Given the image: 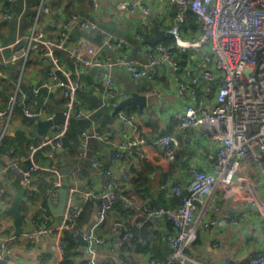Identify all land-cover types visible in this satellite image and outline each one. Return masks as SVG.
I'll list each match as a JSON object with an SVG mask.
<instances>
[{"label": "built area", "instance_id": "built-area-1", "mask_svg": "<svg viewBox=\"0 0 264 264\" xmlns=\"http://www.w3.org/2000/svg\"><path fill=\"white\" fill-rule=\"evenodd\" d=\"M159 1L165 12L172 7L176 9L175 22L165 29V34L171 40L151 44L142 33H135L139 41L136 50L142 57L129 56V42L107 32L102 34L99 42H75L70 33V24L50 14L45 0L38 2L34 22L25 35L24 43L17 45L15 42L0 41V51H9L7 56L0 58V79L9 63L18 65L21 76L32 53L49 59L55 66L47 70L45 78L38 85H33V96L29 97L17 82L8 95L6 106L0 109V115L7 119L16 104L22 105L26 117H52L49 103L45 99L40 101L36 95L40 87L47 90L58 88L63 97L61 113L65 120L51 126L49 138L41 139L38 144L29 143L31 153L49 145L46 155L52 159L53 151L62 146V137L67 130L66 119L89 116L90 111L84 108L76 95L77 90L87 86L83 79L87 71L91 70L96 84L102 86L101 104L112 111L118 107L129 95L119 89L115 81L113 69L118 67L124 68L135 79L147 81H153L162 67H169L171 80L182 102V106L171 113L177 129L180 133L194 129L191 139L194 147H205L201 142L203 138L215 145V150L209 155L212 159L209 167L192 169L186 194L178 179L160 183L165 196L175 194L180 197L175 207L152 205L147 195L137 199L131 185L122 184L112 167L101 166L98 152L91 148L90 142L93 139L108 141L115 130L119 136L114 158L135 155L143 160L146 156L145 146L155 143L163 157L172 161L179 145L178 134L169 131L155 137L143 135L138 132L139 115L125 108L113 112V125L108 132L95 130L92 125L82 128L78 134V153L87 158L92 167H98L101 176L99 187L86 185L83 189L71 188L78 192L81 202L88 199L97 202L94 221L90 229L83 232L88 254L86 264H106L94 259L97 244L105 241L104 236L96 233V229L112 210L119 195L135 225L140 226L143 222L139 215H143L144 219L169 221L172 224V230L166 234L170 247L167 258L160 260L151 257L150 264H202L189 256L186 250L195 241L200 228L205 229L209 238L215 239L218 235L215 220L207 215L220 209L221 205L225 207L224 217L232 223L244 218L246 205L258 208L264 215V201L258 196L250 177L257 172L264 177V0ZM93 5H97V0H93ZM120 7L129 12L136 9L141 12L139 23L142 30L148 31L154 25L149 19L151 11L146 3L122 0ZM187 9L193 12L199 26L197 36L192 38L182 36L180 31V23ZM42 11L48 13L49 23L56 34H48L38 28L37 18ZM3 16L8 19L10 13L3 11ZM70 18L85 31L92 33L98 29L96 22L77 13H72ZM156 20L158 23L162 21L160 18ZM58 50L67 54L74 67H62ZM154 94H158V91ZM9 163L15 167L13 161L9 160ZM36 168V163L32 161L27 167H18L26 187L30 188ZM49 169L55 170L54 162H51ZM59 176L54 178V186L60 185ZM213 197H217V202H211ZM81 202L67 205L63 219L57 226L49 225L48 216H44L30 236L50 234L58 251L63 253L65 243L62 233L70 229L79 232L74 225L82 212ZM128 236V231L117 236L118 249L123 250ZM212 245L217 247L218 242L214 240ZM225 264H264V255L261 251H255L242 259H226Z\"/></svg>", "mask_w": 264, "mask_h": 264}, {"label": "crops", "instance_id": "crops-1", "mask_svg": "<svg viewBox=\"0 0 264 264\" xmlns=\"http://www.w3.org/2000/svg\"><path fill=\"white\" fill-rule=\"evenodd\" d=\"M121 1L97 0V5L94 6L93 0H45V5L49 9L50 14H56L59 18L67 20L71 26L70 33L73 39H75V42L79 44L98 42L101 35L107 32L121 36L129 42L130 46L127 49L129 56L142 57V54H139L136 50L139 41L135 38V33L143 31L139 23L142 14L138 9L129 12L121 8ZM139 1L149 6L151 11L149 19L154 23L151 29L146 31L148 33L147 39L152 37L155 32V27L165 30L175 22V7L165 12L159 0ZM27 4L28 2L26 0H12V7L9 10L11 17L10 19H6L3 16L4 8H2L3 6L0 3V41L3 43L15 42L16 44L25 42V35L29 32L35 19L34 17L30 23H27L28 15L24 14V11L27 9ZM40 13L44 17L48 15L46 12ZM72 13H77L81 17L93 20L98 25V29L92 33L81 29L70 18ZM38 18L37 26L39 29H42L48 34H56V30L50 25L47 17L46 19ZM159 18L162 21L158 23L156 19ZM167 37L165 34L162 40ZM8 53V50L0 51V58L7 56ZM57 53L61 58L62 67H74L72 60L64 51L58 50ZM36 54L32 53L30 55L31 57L27 61V65L21 76L19 75V67L16 63H9L4 68V77L7 80L3 82V86L1 85L2 91L11 93L17 82H19V87L28 96L31 93V96H33V85H38L45 78L47 70L55 68L51 61L45 57H41L43 60L42 63L39 62L40 55ZM170 73L169 67H162L155 75L153 81H147L145 79L131 77L124 68L118 67L113 69V75L119 89L129 95L132 92H136L146 96V105L142 109L137 104L127 105L125 108H130V110L139 115V133L155 137L165 133L161 131L174 127L173 130L178 134V137L181 136L188 140V153L185 167H181L173 173H169L171 161L163 157L159 147L155 143H148L145 146L146 156L144 159L152 163L154 168L148 173L149 184L145 191L146 194L137 193L133 190L137 199H141L144 195H147L152 205L175 207L179 203V196L175 194L165 196L164 190L160 188V183L164 180V177L171 174L170 180L178 179L181 181L183 187L187 189L191 179L192 169L194 167L207 168L211 164L212 159L209 155L215 150V145L208 139L203 138L201 142L206 146L194 147L191 143V139L194 136V129H187L185 133H180L177 129L176 121L171 116V113L173 110L180 108L182 102L177 95ZM83 79L87 85L85 91L80 94L83 102L85 104H92L95 100L101 101L102 86L96 84L92 71H87L83 75ZM44 90H46L44 87H40L39 89V91ZM46 91H49V93L44 96V99L49 103L50 107H53V115L57 112L61 113L63 97L58 88L53 87ZM155 91H158V94H154ZM2 94L0 93V109L6 106L5 95L3 94V96ZM16 107L8 119L0 115V143L4 139H11L13 142L11 155L4 154L0 160V202L2 204L0 206V264H60L62 253L54 245V237L50 234L33 237L30 236V232L35 226L40 224L44 216H48V224L52 226L59 225L63 219L64 211L62 214H53L50 212L47 204L48 197L51 198L54 205L57 204L58 193L55 189L58 186L53 185V180L60 175L61 181V167L69 166L70 168L68 172L70 187L68 189L65 208L71 202H81L78 192L72 191L71 188L77 187L78 189H83L86 185L93 187H99L101 185L99 168L92 167L87 158L79 155L78 145L76 149L67 146L54 150L52 160L46 155V152L50 149L49 145L41 146L31 153L28 144L31 142L38 144L41 139L49 138L52 130L50 127L43 134H32L31 131L36 127V120L42 118H34L32 123L23 114L22 110L20 113L17 112ZM109 113L110 121L107 122L108 124L106 123L108 127L102 129L101 132H108L112 128L114 119L113 111L110 109ZM73 118L66 119L67 127L69 134L78 136V130L72 127ZM91 125L93 129L97 128L98 121L92 120L89 123V126ZM159 130L160 133L158 132ZM25 133H27V137H24ZM118 136L117 131L114 130L111 132L108 141L93 139L94 141L90 146L97 150L101 166L112 167L121 183L130 186V180L137 176L144 159L139 160L135 155H121L117 159L114 158L113 152L116 150ZM124 154H127V152H124ZM24 158H28L37 165L30 188L24 185L21 173L18 170L17 163ZM9 160L15 163V167L10 165ZM51 162L55 163V170L49 169ZM250 177L258 196L264 201V177L259 172ZM254 177L257 180L256 182L254 181ZM17 194L19 197V212L22 216L21 226L25 229L32 225L33 228L31 231L14 235V216L8 210V207L12 205ZM211 202H217V197H213ZM81 203L82 217L77 220L78 229L79 231L83 230L86 232L90 229L94 221L97 202L94 199H88ZM224 208L221 205L220 209L210 211L207 215L215 220L218 234L215 236V239L209 238L205 229L201 228V231L198 230L195 241L186 250L188 255L202 264H225L226 259L232 261L242 259L249 253L255 251H261L264 255V215L259 209L249 205L244 206V218L237 223H232L224 217ZM139 217L143 219V222L146 220L151 221V235L149 238H151L152 242L149 243L148 249L136 251L133 244H129L127 250L124 248V250L118 249L116 241L114 240L116 225H119V235L120 230L126 227L127 222H133L134 224V221L129 214L121 213V215H114L112 212H108L103 227L105 233L101 234V230L103 229H100V226L96 229V233L105 238L104 242L96 246L94 255L96 262H104L106 264H133L135 262L138 264H150L149 260L151 257H157L160 260L167 258L170 252V247L166 241L167 222L156 219H144L143 215H139ZM128 232L129 238L132 236V232L130 230ZM75 235L76 233L71 229L65 230L62 233L65 246L69 248L70 264H86L88 254L85 245ZM5 237L6 239H3ZM214 240L218 242L217 247L212 245ZM144 244H146V241Z\"/></svg>", "mask_w": 264, "mask_h": 264}, {"label": "trees", "instance_id": "trees-1", "mask_svg": "<svg viewBox=\"0 0 264 264\" xmlns=\"http://www.w3.org/2000/svg\"><path fill=\"white\" fill-rule=\"evenodd\" d=\"M26 1L28 2V4H27L26 11H24V14L28 15L27 16V23H30V21H32L34 19V17L36 16L39 0H26ZM0 3L3 6L2 8H4V11H7V12L10 13L9 10L12 7V0H0ZM54 15H56V14H54ZM10 17H11V13H10ZM38 17L39 18H45V19L47 17V19H48V15L46 17H44V16L41 15V13H39ZM25 24H26V22H25ZM180 31H181L182 36H184V37H188L189 35H194V34L198 33V31H199V26H198V23L196 22L195 15L193 14V12L190 9L186 10L185 18L180 23ZM140 33H142L143 36L146 38V40H148L147 39V37H148L147 34L148 33H146V31L143 30ZM100 40H101V37L98 40V42ZM170 40H171V38L168 36L166 39H164L162 41L167 43ZM36 55H39V54L37 53ZM29 58H28V61H29ZM40 58H41V56H40ZM40 58H39V62L42 63L43 60H42V58L41 59ZM10 67H13V66H10ZM6 80L7 79L4 76L0 79V93H3L5 95L4 96L2 94L4 96V99L6 100V104H7L8 95L10 93H5L4 91H2L3 89H1V85L3 86L4 85L3 82L6 81ZM46 90L39 91L38 94L36 95L37 98L40 101L42 99H44V96L49 93V91H46ZM83 91H85V89L77 90L76 95L81 100V104L84 106V108H86V109H88L90 111V114H89V116L82 117V118H75L74 117L73 118L74 121L72 122V127L76 128L78 130V134H79V131L82 128H88L89 127V123L92 120H94L96 122L98 121V127L95 128V129L101 132L102 129H106L108 127V126H106V123L108 121H110V113H109L110 108L107 107V106L102 105L100 100H95L94 102H92V104H85L83 102L82 97H80V94ZM31 95H32V93L29 96H31ZM15 107H16V111L20 113L21 110H22V105L21 104H16ZM52 108L53 107L51 106V110L53 111ZM127 109H130V108H127ZM27 118L30 119L31 122L33 123V119L34 118H29V117H27ZM173 129H174V127H170L168 130H164V131H161V132L175 131ZM156 130H158V129H156ZM158 132L160 133V130ZM27 136H28L27 133H25L24 137H27ZM77 137L78 136L69 134V129L67 127V130H66L65 134L62 137V142L63 143H62L61 148H65V147L69 146L70 148L76 149L77 145H78ZM70 140H72V142H70ZM93 141L94 140H92L90 143H93ZM12 144H13V142H12L11 139L10 140H6V139L2 140V142L0 143V160L3 158L4 154L11 155V151L13 149V145ZM187 145H188V140H186L185 138H182L181 136H179V145H178V147H177V149L175 151L174 159L170 162V172L169 173H173L175 170H177V169H179L181 167L182 168L185 167L186 159H187V153H188ZM29 164H30V160L28 158H24V159L20 160L17 163L19 168L27 167ZM153 168H154V165L152 163H150L149 161H147L145 159L142 161L141 169L139 170L137 176L133 177L130 180L132 189L135 192H137V193H145L146 194L145 191H146V188H147V186L149 184L148 173L150 171H152ZM170 175L164 177V180L170 181V178H171ZM183 193L184 194L187 193L186 187H183ZM164 206H167V205H164ZM110 212H112L114 215H121V213H125L127 215L129 214V211L127 209H125V207L122 204V198H121L120 195L115 200L113 208H112V210ZM81 217L82 216L80 214V216L77 218V220L81 219ZM77 220H76V223H75L74 227L78 229ZM105 222H106V218L99 225L100 229H103ZM166 222H167L166 223V227L168 228L167 232H166V234H167L169 231L172 230V224L169 221H166ZM150 226H151V221L150 220L144 221L142 223V225H140V226L135 225V223L133 224V222H127L126 227L121 229L120 233H124V232L130 230L132 232V236L129 237L128 239H126V241H125V243L123 245V248L127 250L129 244H133L136 251H140L141 249H143V250L148 249L149 243L152 242L151 238H149L150 235H151ZM103 233H105V229L101 230V234H103ZM145 241H146V244H144ZM68 250H69V248L67 246H65L64 247V251L62 253V258L60 260V264H70L71 263V261L69 259ZM155 258H157V257H155Z\"/></svg>", "mask_w": 264, "mask_h": 264}, {"label": "water", "instance_id": "water-1", "mask_svg": "<svg viewBox=\"0 0 264 264\" xmlns=\"http://www.w3.org/2000/svg\"><path fill=\"white\" fill-rule=\"evenodd\" d=\"M42 13H45L42 11ZM165 36V30L160 29L159 27H155V32L148 39V42L151 44H154L156 42H159L162 40ZM132 105V104H137L140 109H142L146 105V96L141 95L136 92H132L128 97H126L122 102L119 104L118 107H116L113 112L118 109V108H126L127 105ZM64 121V116L62 113L57 112L55 115L52 117L46 118V119H38L36 120V127L31 131L32 134H43L45 133L48 128H50L52 125L58 123V122H63ZM69 166H63L60 168L61 173H62V178H61V184L55 189V191L58 193V201L57 204L54 205L51 201V198L48 197L47 199V204L48 208L51 213L53 214H62L64 211V208L66 206L67 202V196H68V189L70 187V181L68 178V172H69ZM0 202V206H1ZM8 210L12 212L14 216V225H15V230H14V235H17L21 232H28L32 230V225L29 227H26L25 229L21 226L22 223V216L21 213L19 212V197L18 194L15 196L12 205L8 207ZM118 230H119V225H116V231L114 233V240L116 241L117 236H118ZM83 230H80L79 232L76 233V237L79 238L83 244H86L85 239L83 238ZM70 235V234H69Z\"/></svg>", "mask_w": 264, "mask_h": 264}, {"label": "rangeland", "instance_id": "rangeland-1", "mask_svg": "<svg viewBox=\"0 0 264 264\" xmlns=\"http://www.w3.org/2000/svg\"><path fill=\"white\" fill-rule=\"evenodd\" d=\"M199 32V31H198ZM197 34L198 33H196V34H194V35H190V36H188V37H190V38H192V37H195V36H197ZM128 110H130V109H128ZM256 177V176H255ZM254 177V181L256 182L257 180H256V178ZM199 231H201V228L199 229Z\"/></svg>", "mask_w": 264, "mask_h": 264}, {"label": "bare ground", "instance_id": "bare-ground-1", "mask_svg": "<svg viewBox=\"0 0 264 264\" xmlns=\"http://www.w3.org/2000/svg\"><path fill=\"white\" fill-rule=\"evenodd\" d=\"M52 160V159H51Z\"/></svg>", "mask_w": 264, "mask_h": 264}]
</instances>
